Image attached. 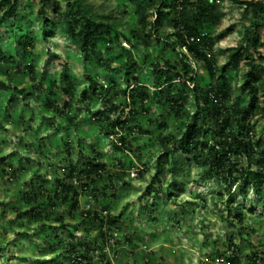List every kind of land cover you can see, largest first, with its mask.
<instances>
[{
    "label": "rangeland",
    "instance_id": "374dc122",
    "mask_svg": "<svg viewBox=\"0 0 264 264\" xmlns=\"http://www.w3.org/2000/svg\"><path fill=\"white\" fill-rule=\"evenodd\" d=\"M186 1L17 0L15 18L0 26V51L11 57V62L0 63V264H72L74 253L87 256L79 264H227L223 254L229 255L231 244L237 246L239 264H250L253 255L264 264V192L259 195L249 187L243 195L240 184L226 191L192 153L172 151L158 165L163 151L175 149L189 122L202 123L197 115L200 95L211 82L203 62L176 41L175 12L184 4L188 22L209 40L206 54L216 67L227 63L230 49L247 47L260 82L264 46L254 48L248 41L254 24H264V14L256 21L242 3L264 0H206L214 7L207 21L198 19L197 0ZM77 7L104 38L89 60L67 32L68 15ZM42 8L54 24L46 41ZM6 9L0 5V18ZM24 37L31 39L26 51L18 45ZM97 59L112 68L135 63L136 69L126 83L122 75L101 69ZM245 61L241 58L227 74L228 130L235 129L238 112L250 100L242 89ZM166 62L174 67L167 84L155 74ZM134 80L146 87L147 98L138 99V114L128 116L130 99L121 91L128 92ZM171 99L177 103L173 110ZM65 101L70 108L60 114ZM255 105L264 107L260 86ZM105 115L108 121L121 116L126 127L109 128ZM245 121L262 143L264 112H250ZM121 139L128 144L123 147ZM211 143L206 138L205 147ZM263 150L260 144L254 158L232 156V163L257 169ZM90 160L103 162L105 171L88 190H79L78 209L71 210L70 201L53 198L56 181L74 183L69 166L80 170ZM26 192L34 195L28 200ZM33 205L41 214L24 216ZM85 212L120 217L110 226L114 238L104 246V260L97 244L108 225L83 219ZM237 214L243 215L242 224Z\"/></svg>",
    "mask_w": 264,
    "mask_h": 264
},
{
    "label": "trees",
    "instance_id": "16d2710c",
    "mask_svg": "<svg viewBox=\"0 0 264 264\" xmlns=\"http://www.w3.org/2000/svg\"><path fill=\"white\" fill-rule=\"evenodd\" d=\"M46 2H51V0H45ZM165 0H162L164 4ZM215 1V0H211ZM182 2H187L182 0ZM245 8L249 9L252 13L254 19L259 20L264 14V4L260 1H244L242 3ZM1 6H6L7 9L4 11L2 17L0 18V26L6 20L14 19L18 12V2L17 0H1ZM181 10L176 11L177 17L172 19V25L174 29V37L179 43L180 47L186 49L187 53L203 62L207 73L211 79L206 91L201 93V106L197 110V115L201 116L202 123L199 125L195 122H189L185 132L181 135L178 141L175 142L174 148L166 149L163 151L162 156L158 158V165L161 164L162 158L168 161L169 154L174 152H181L182 154H193V160L198 164H204L206 166L207 172H214V175L218 177L220 186L226 191L230 192L236 184H240L242 194L249 187L253 188L257 194L262 195L264 192V150L256 158V168L251 169L249 166H240L237 168L236 162L232 163L231 157H241L243 159L250 160L254 158L258 147L260 144L264 146V141H261L256 137V133L253 128L246 123V119L250 112L262 111L263 108H258L255 105L256 92L258 87L264 88V80L258 82L256 77V71L258 66L254 63L251 53L248 51L247 47H236L229 50L227 63L221 67H216L213 61L206 54V50L209 47V40L205 35H201L198 30V25H192L188 22L184 14V4L181 3ZM195 7L197 9V16L199 20H209L213 17L214 7L213 5L206 2V0H197ZM55 8L53 11H56ZM162 14V13H161ZM164 14V13H163ZM66 22L67 32L71 38L75 39L79 43V48L81 54L85 60H89L97 49L100 42L104 41L101 33L88 17H85L83 11L80 8L70 10ZM40 17L43 19L45 25L44 40L46 41L50 36V29L54 27L53 22L49 21L45 17L44 9L40 10ZM13 26V25H12ZM11 26V27H12ZM106 28H110L106 25ZM262 28V32L260 29ZM193 38L190 42L189 38ZM249 45L254 48L258 46H264V24L255 23L253 27L252 37L248 41ZM31 44V39L29 37H24L19 40L18 45L26 51ZM241 58H245L246 72L243 75V85L242 89L248 92L250 95L249 103L246 107L242 108L237 115L235 129L228 130L230 122L232 120L229 112L224 110L225 103L229 100V89L230 83L227 79V74L229 69L235 67ZM11 62V57L5 58L3 53L0 51V63L7 64ZM97 63L101 69L108 73H114L116 75H122L125 78L126 83H129V76L136 69L135 63H124L120 64L118 67L112 68L108 62H104L101 59H97ZM66 67H63L61 74L65 80L69 77L65 76ZM174 67L170 66V63H165V68L157 69L155 74L158 79L164 78V83H170L172 80V73ZM264 72V69H263ZM259 83V84H258ZM90 84L94 85V82L90 80ZM0 86H3L0 83ZM65 92L69 93L68 89H64ZM95 93V89H93ZM123 96H128L130 99L129 106L130 109L127 112L128 116H135L138 114V109L136 108V102L139 99L143 101L147 98V89L145 86L138 84L137 81H133V87L129 89L128 92L121 91ZM199 101V96L197 97ZM169 106L173 110L177 107V103L174 99H171ZM183 104V101H181ZM49 108L57 110L54 106V102H47ZM199 106V105H198ZM63 110L60 114L64 113L70 108V104L65 101L63 104ZM116 108V107H114ZM112 109V108H111ZM106 109L107 111L111 110ZM123 114L122 110H119ZM102 113H96L97 116H102ZM94 115V116H95ZM105 115V122L107 126L111 129H124L126 127V122L121 119V116L116 117L114 120L108 121L109 118ZM103 118V117H102ZM101 121V118L98 119ZM209 120V122H208ZM207 122V123H206ZM245 122V123H244ZM218 130V132L216 131ZM228 130V131H227ZM206 138L212 140L211 145L207 147L205 144ZM121 144L123 147L128 143L121 139ZM116 150H121L117 146H114ZM204 150V152H202ZM1 160L0 162H2ZM165 161V162H166ZM105 171V164L99 160L88 161L84 163L80 170H77L76 166L70 165L68 171V178L73 180L74 183H62L56 181V188L53 198L56 201L66 202L70 201V209H78V192L79 190H88L90 184H95L101 179L102 173ZM77 179L79 180V187H75ZM93 193L92 196H96L94 189H90ZM159 192V191H158ZM30 192L24 193V196L28 200L34 195L30 196ZM244 195V194H243ZM41 210L38 209V205H33L24 216L38 217L41 214ZM83 219H90L91 221H99L101 224H106L107 231L100 232V242L97 244L101 248V254L99 255L102 260L105 258L104 246L110 241L113 235L110 226L114 225L115 219L120 218L119 216H112L105 213V217L99 213L89 212L81 213ZM238 222L242 224L243 215L237 214ZM230 250L228 256L223 254V260L227 264H239L240 256L238 254L237 246L234 244L227 247ZM87 251V250H86ZM89 252V251H87ZM80 259L87 260L86 255H79L78 253L72 254L70 258L72 264H79ZM250 264H258L260 258L257 255L249 257ZM105 264H109L105 262Z\"/></svg>",
    "mask_w": 264,
    "mask_h": 264
},
{
    "label": "built area",
    "instance_id": "2783aa9c",
    "mask_svg": "<svg viewBox=\"0 0 264 264\" xmlns=\"http://www.w3.org/2000/svg\"><path fill=\"white\" fill-rule=\"evenodd\" d=\"M189 40H190V41H192V40H193V38L191 37V38H189Z\"/></svg>",
    "mask_w": 264,
    "mask_h": 264
}]
</instances>
